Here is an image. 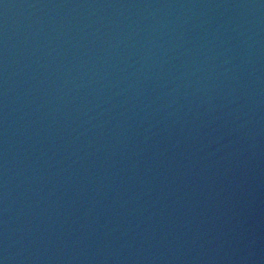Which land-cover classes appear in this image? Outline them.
I'll return each mask as SVG.
<instances>
[{
  "label": "water",
  "instance_id": "1",
  "mask_svg": "<svg viewBox=\"0 0 264 264\" xmlns=\"http://www.w3.org/2000/svg\"><path fill=\"white\" fill-rule=\"evenodd\" d=\"M0 264H264V0H0Z\"/></svg>",
  "mask_w": 264,
  "mask_h": 264
}]
</instances>
